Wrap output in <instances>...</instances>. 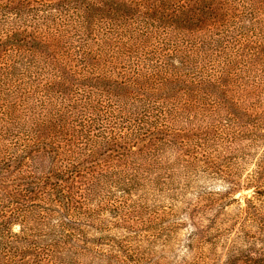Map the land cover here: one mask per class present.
<instances>
[{
  "label": "trees",
  "instance_id": "16d2710c",
  "mask_svg": "<svg viewBox=\"0 0 264 264\" xmlns=\"http://www.w3.org/2000/svg\"><path fill=\"white\" fill-rule=\"evenodd\" d=\"M35 4H0V264H264V190L198 185L262 140L221 109L264 104V0Z\"/></svg>",
  "mask_w": 264,
  "mask_h": 264
},
{
  "label": "rangeland",
  "instance_id": "374dc122",
  "mask_svg": "<svg viewBox=\"0 0 264 264\" xmlns=\"http://www.w3.org/2000/svg\"><path fill=\"white\" fill-rule=\"evenodd\" d=\"M36 0H32L31 3L27 2V0H0V4L2 5H7L9 8H17V7H25L30 4L31 6H36L35 4ZM52 1V0H51ZM156 2L161 1V0H154ZM250 26H252L250 24ZM2 50V49H0ZM3 52V51H2ZM2 53H0L1 55ZM223 113L225 114H231V117L234 119L240 121L242 124H238L239 127L241 128V131H245V129L248 128V130H252L254 126H260L262 130L258 131L257 134L262 136V140H260V143L257 146L249 148L248 146L251 145L250 141H237L232 146V153L231 156L233 159L236 157H239V159L235 160V162H232L231 165L229 166L232 169H239V172L237 173V177L235 176L234 181L237 184L236 187H233L232 190L226 191L227 184L221 180V178L217 177L214 179H202L199 181L198 185L206 187L208 190H210L213 193L218 194L219 198H223V201L225 202V207L222 213H227L228 215H234L237 216L242 209L247 208V200L254 195L256 191H262L264 190V174H262L260 177H255V172L259 170V168L264 169V104L262 105H256V106H250L248 104H237V103H232V105H227L225 108L221 109ZM244 125V127H242ZM248 154V156L243 157L244 154ZM230 156V158H231ZM234 161V160H233ZM224 169V168H223ZM234 170V171H235ZM264 171V170H263ZM253 181L251 182V179ZM181 183H183V179H181ZM257 187V189L255 188ZM223 188V189H222ZM220 189V191H218ZM260 189V190H259ZM259 198V197H256ZM188 199L195 201V197L192 195H188ZM261 202H256L257 206L260 207V210L264 214V195L259 198ZM234 200H237L235 202ZM180 207H183L182 204H180ZM202 218L201 214L196 215V219ZM183 219V223L185 224L182 229L180 230L179 237L182 240H186L185 236L188 235L191 231L192 228H190V223L187 221L186 216L181 217ZM240 223V222H239ZM202 229L205 232V237L207 235L210 236V230H208V222L205 220L201 222ZM235 225V224H234ZM227 227L228 225L224 226V228ZM238 226L232 228L231 235L228 237L229 239L233 238L236 233V229ZM14 231L18 233L19 226L14 227ZM249 231L254 233L256 232V228H249ZM219 247H218V255H220V261H218L217 264H224L228 260V257L226 255V246L225 248L222 246V243L225 245L226 244V238L219 239ZM229 242V240H228ZM258 247H260L258 245ZM208 249H210V246H208ZM158 253L156 255H161L163 254L166 257H169L167 259H162L160 257H156L154 260L151 259L153 258L152 256L149 258L148 262H144L142 264H183V255L187 254V251L185 249H178L175 250L176 253L178 254L177 256L170 255L168 251L164 253H160V250H157ZM254 252V251H253ZM252 252V253H253ZM242 261V260H241ZM237 261L236 264H244V262ZM127 264H137L134 262H130Z\"/></svg>",
  "mask_w": 264,
  "mask_h": 264
}]
</instances>
